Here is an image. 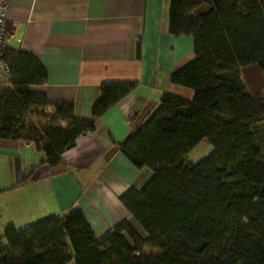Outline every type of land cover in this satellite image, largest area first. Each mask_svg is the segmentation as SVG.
Wrapping results in <instances>:
<instances>
[{
  "label": "trees",
  "instance_id": "obj_1",
  "mask_svg": "<svg viewBox=\"0 0 264 264\" xmlns=\"http://www.w3.org/2000/svg\"><path fill=\"white\" fill-rule=\"evenodd\" d=\"M168 29L192 40V58L170 74L192 97L162 93L118 144L151 171L141 189L119 195L139 229L123 220L95 237L76 207L8 223L0 264H264V100L239 76L255 64L264 77V0H170ZM3 59L0 139L31 143L49 166L134 87L101 82L91 118L79 119L72 102L29 89L45 77L32 54L6 47ZM202 140L212 150L191 162L187 153Z\"/></svg>",
  "mask_w": 264,
  "mask_h": 264
},
{
  "label": "crops",
  "instance_id": "obj_2",
  "mask_svg": "<svg viewBox=\"0 0 264 264\" xmlns=\"http://www.w3.org/2000/svg\"><path fill=\"white\" fill-rule=\"evenodd\" d=\"M169 2L4 0L12 31L7 47L32 54L45 71L31 91L70 101L76 118L89 119L101 82L130 81L134 87L93 119L94 129L77 136L56 166L29 142L0 139V234L8 223L22 227L73 207L95 237L123 220L139 229L119 195L141 189L151 171L132 165L118 144L154 111L162 93L192 97L190 89L170 82L171 72L192 58V40L169 32ZM239 76L250 94L264 100L255 64L240 67ZM5 85L0 77V87ZM209 147L202 140L188 159L194 162Z\"/></svg>",
  "mask_w": 264,
  "mask_h": 264
},
{
  "label": "built area",
  "instance_id": "obj_3",
  "mask_svg": "<svg viewBox=\"0 0 264 264\" xmlns=\"http://www.w3.org/2000/svg\"><path fill=\"white\" fill-rule=\"evenodd\" d=\"M4 0H0V77L5 78L9 73L7 62L3 59V52L7 47L9 39L12 37L10 26L7 25L4 18Z\"/></svg>",
  "mask_w": 264,
  "mask_h": 264
},
{
  "label": "rangeland",
  "instance_id": "obj_4",
  "mask_svg": "<svg viewBox=\"0 0 264 264\" xmlns=\"http://www.w3.org/2000/svg\"><path fill=\"white\" fill-rule=\"evenodd\" d=\"M255 66L259 70V68L257 67V65H255ZM259 72H260V75L262 76V73H261L260 70H259ZM262 78L264 79L263 76H262ZM209 146H210V144H209ZM211 150H212V147L210 146L209 148H207V150H204L205 152L203 151V153L202 152H201V154L199 153L198 156H196L195 161L196 162L199 161L202 157L206 156ZM195 161H194V163H195Z\"/></svg>",
  "mask_w": 264,
  "mask_h": 264
}]
</instances>
